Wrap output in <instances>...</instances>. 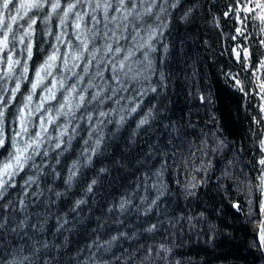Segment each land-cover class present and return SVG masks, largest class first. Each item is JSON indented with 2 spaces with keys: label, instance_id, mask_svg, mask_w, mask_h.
<instances>
[{
  "label": "trees",
  "instance_id": "1",
  "mask_svg": "<svg viewBox=\"0 0 264 264\" xmlns=\"http://www.w3.org/2000/svg\"><path fill=\"white\" fill-rule=\"evenodd\" d=\"M22 2L25 0H14V6L5 10L4 0H0V18L5 23H11L8 17L17 16L19 9L18 18L12 23L17 39L13 41L15 47L11 55L21 64L15 66L11 78L3 76L6 66L0 64V94L7 98L15 83L21 84L9 104L8 134L18 130L14 122L16 110L27 103L26 97L31 91L29 81L35 78L34 69L54 48L59 49L57 55L71 49L66 57L71 71L57 60L53 75L45 80V85L51 86L63 78L65 88L75 83L82 89L91 81L96 87L89 88L88 92L93 93L107 86L109 76L95 61L89 72L82 71L85 60L91 59V45L84 59L72 60V54L78 51L75 46L80 43L77 32L82 38L85 34L91 37L87 29L94 28V24L88 22L87 17L77 30L74 13L61 25L63 12L59 9L53 12L50 4L45 3L43 8L29 10L25 15V9L20 8ZM157 2L164 3V0ZM255 4V0H179V3L169 0L164 3L167 11L160 14V21L155 17L147 20L151 28L158 24L160 27L155 37L156 51L150 56L156 73L145 71L144 75L150 79L145 81L141 77L136 85L146 91L145 95L133 100L130 93L122 92L119 95L126 98L119 103L106 101L97 105L94 101L77 109L76 94L70 95L62 88L56 91V100L44 104L55 116L63 95L68 97L71 110L64 109L69 114L61 115L55 124L46 125L48 131L42 133L44 143L40 151L47 149L49 156L42 165V158H35L41 172L37 173L35 168L21 172L13 180L14 187L6 193L14 202L17 196L31 201L26 213L16 214V221L28 215V222L35 224V214L43 217L39 231L28 229L39 251L34 256L17 251L14 253L17 262L28 255L34 264H42V260L50 264H70V258L80 250H84V256L89 254L86 246L97 236L103 241L117 235L118 231L129 235L135 231L138 233L135 240L121 239L112 251L120 255L121 250L131 251L138 244H164L170 249L165 264H264L258 237L259 205L263 198L259 184L260 177L264 176V166L259 163L264 159V90L260 88L264 82V69L260 67V61H264V43H261L264 21L259 19L262 12ZM61 8H66L65 0H61ZM74 11L83 13L91 9L85 3ZM32 20L36 21L32 32L25 35ZM95 27L103 30V25ZM148 31L150 29L141 28V35L146 37ZM61 32L65 35L58 41L56 36ZM9 35L11 37L12 33ZM69 40L71 44L67 43ZM103 43L98 40L97 47ZM29 44L31 59L27 57ZM243 49L251 54L246 60ZM136 56L139 57V53ZM73 63L80 67L73 68ZM24 64L29 68L24 73L27 79L21 77ZM97 71H104L105 79L96 76ZM80 76L83 81L78 80ZM43 87L35 90L31 109L46 95ZM150 87L156 91H147ZM141 101L137 113L129 115L130 109ZM150 108L154 117L150 119V126L137 129L139 120ZM99 111L107 115L101 117ZM39 115L32 117L30 132L41 131L36 123ZM89 115L91 120H88ZM121 117H124L123 122ZM65 127L67 131L61 137ZM69 138L70 144L67 143ZM60 139L65 141L61 147L67 151L57 157L61 149L54 146ZM97 140L100 141L98 146ZM11 150L9 145L8 151ZM7 155V151L0 149V159ZM54 158L60 163L56 164ZM74 161L78 162L77 175L69 186L65 180ZM161 164L166 167L158 177L156 173ZM49 165H55L59 177L50 174ZM29 175L38 176V183L25 186L23 181ZM94 179L97 183L88 192ZM49 189L63 195L57 198ZM33 192L35 196L31 195ZM161 192L163 195L157 201L159 207L145 215L147 203ZM145 197L147 200L142 199ZM121 199L131 200L127 210L109 212ZM77 200L87 203L76 207ZM73 208L76 210L72 211ZM154 223L160 225L158 231H144ZM8 240L13 249L18 248V239L10 234ZM104 258L111 256L105 254Z\"/></svg>",
  "mask_w": 264,
  "mask_h": 264
},
{
  "label": "snow or ice",
  "instance_id": "2",
  "mask_svg": "<svg viewBox=\"0 0 264 264\" xmlns=\"http://www.w3.org/2000/svg\"><path fill=\"white\" fill-rule=\"evenodd\" d=\"M179 3V0H176ZM50 4L52 11L56 12L58 9L63 12V18L60 20V24L64 25L70 13H74V24L77 30L81 29V22L85 21L87 17L88 22L94 24V28L87 29L91 32V37L86 34L81 37L80 32L76 34L77 40L80 41L75 47L78 49L77 52L72 54V60L84 59V53L89 51V46L91 45V59L85 60V65L82 69L83 72L87 73L90 70V66L95 61L97 66H102L104 71L109 73L106 78V87H102L100 91L89 93L88 89L96 87L89 81L86 88L78 89L77 84H72L65 88V80H56L55 84L51 86L45 85V80L53 75L52 69L55 66L57 60L61 61V64L66 70L71 71L68 68V61L66 57L69 56V52H65L62 55H57L59 52L58 48H54L51 55L38 67L34 69L35 78L30 80L31 91L26 97L27 103H24L23 107L17 108L15 123L18 124V130L14 131L13 134H8L7 125L9 123L8 117L11 115L9 110V104L15 99V93L20 91L21 84L19 82L15 83V87L8 92L7 98L3 94H0V149L7 151L8 155L0 159V264H34V261L30 259L28 255H25L23 259L19 262L15 259L14 253L20 252H30L33 256L39 251L35 248V241L33 236L28 235V229L31 228L33 232L39 231L42 228L41 220L43 217L40 214L36 215V223L31 224L28 222L29 217L25 215L23 219L16 221L14 217L17 213L27 212L29 203L31 201L21 200L17 196L14 202L8 199L6 193L10 187H14L13 180L21 172H26L29 168H35L37 173L41 172V165L43 164L44 158H48L49 152L47 149L40 151L43 147L44 137L42 133H46L48 128L46 125H52L56 123L61 115H68L69 112L64 111L68 108L71 110V105L68 103V97L62 95V100L58 101L59 108L56 109V115L53 116L50 109L44 108V104L51 100H56V91L59 89H65L70 95L76 94L77 103L75 107L77 109L81 108L85 104L91 105L94 101L97 105L104 104L106 101H114L119 103L120 100L126 97L119 95L122 92H127L131 94V98L135 100L136 97H141L146 94L145 90L138 88L136 85L140 83V78L147 81L150 79L149 76L144 75L145 71L151 70L153 74L156 73V69L153 65V60L150 58L151 54L156 51L155 47V37L158 34V29L160 25L158 24L156 28H151V25L147 24V20H151L155 17L156 21L161 20V13H165L167 9L164 7V3H169V0H164V3H158L157 0H75L74 3L65 0L66 8H61V0H25L20 4L21 9H25V15H27L29 10L41 9L44 4ZM87 4L91 9L90 12H78L74 11L78 5ZM14 6V0H4L2 5L3 9H9V6ZM171 7H175L176 4H170ZM255 7L261 12H264V2H257ZM245 11H252L251 8H245ZM19 15V9H17ZM110 13H112L110 15ZM116 13L120 15L117 16ZM99 14V16L97 15ZM17 16H10L8 19L11 23H5L2 18H0V64L6 66V69L2 71L3 76L11 78L12 73L15 71V66L20 65L21 61L14 59L11 55V50L14 49L15 44L13 41L17 39L12 28V23L18 18ZM23 18V17H19ZM260 20L264 21V15L259 17ZM36 21L32 20L28 24V31L25 35L32 32V24ZM103 25V30L97 29L95 26ZM112 25V27H109ZM141 28L150 29L147 36L141 35ZM239 31V30H238ZM10 33H12L10 37ZM54 35V33H49ZM65 33L61 32L60 35L56 36L58 41H61ZM103 40L104 43L97 47V41ZM124 41V44H121ZM20 42H24V37H20ZM71 44L69 40L67 42ZM264 43V41H261ZM244 52V59L246 60L251 54L248 53L247 49L242 50ZM139 53V57L136 54ZM100 55V59L97 60V55ZM27 57L31 59L32 48L31 44L27 45ZM142 57V59L140 58ZM107 58V59H105ZM138 65V67H134ZM73 68L80 67L79 64L73 63ZM261 69H264V61H260ZM29 70L28 65H22L21 77H24V73ZM104 71H97L96 76L101 79H105ZM76 75V73H73ZM160 79L163 80V73L160 72ZM79 81H83V76L78 78ZM239 84V81H236ZM51 84V82H50ZM115 84L116 87H113ZM44 86L43 90L46 95L43 100L40 101L35 107V109L30 108V102L33 99V94L35 90ZM261 90H264V82L260 84ZM147 91L155 92L156 88L150 87ZM243 91V89H241ZM111 93V95H109ZM140 104L132 107L129 111V115L132 113H137V109L141 107ZM43 109V111H42ZM153 109H148V112L139 120L137 124V129H141L145 125L150 126V119H154L152 116ZM39 113L37 117V124L40 128V132H30L29 125L33 124L32 117ZM98 115L103 117L107 113L99 111ZM81 119H84L82 116ZM92 116H88V120H91ZM124 117H121V122H123ZM67 131V127L60 133L63 137L64 133ZM27 137V139H24ZM71 138L68 142L70 144ZM65 141L60 139L59 142L55 143V149H61L57 153V157L67 151V148L62 149V144ZM87 144V141H85ZM100 141L97 140L96 144L99 145ZM9 145H11V151H8ZM264 147V144H262ZM151 155V154H150ZM41 157V165L36 164V157ZM56 159V164L60 163L58 158ZM260 165L264 166V159L259 161ZM51 173L54 177H59L60 173L55 172V165H49ZM166 167V164H161L160 170L157 171L156 175L159 177L162 170ZM78 162L74 161L72 167L69 169V175L65 180V184L71 185L73 178L77 175ZM104 171V169H101ZM150 178V177H149ZM38 183V176L29 175L27 179L23 181L25 186L34 185ZM97 181L92 180L91 184L88 186L87 191L91 192L93 186L96 185ZM147 184V179L144 181ZM195 187V185H193ZM259 187L264 190V176L260 177ZM53 191L54 195L59 198L63 194L61 192H55L54 189H49ZM27 195V194H26ZM31 195L35 196L36 193L33 192ZM43 195V193H40ZM163 193L161 192L155 199L147 203L144 214L147 215L153 211V208H158L159 205L157 201L160 199ZM147 200V198H142ZM87 203L85 200H77L75 202L76 207ZM251 203V202H250ZM131 204L130 199H121L118 205H114L113 208H109V212L119 211L123 213L127 210V206ZM260 210L264 211V204L259 205ZM76 209L73 208L72 211ZM139 211V207H137ZM122 223V222H120ZM102 228V225H98ZM159 224H151L149 227L144 229L148 233H154L159 230ZM95 231V230H94ZM12 235L14 238L19 240L18 248L13 249L11 247V242L8 240V236ZM138 233L135 231L131 235L127 232H119L117 235H112L107 240H101L99 236L92 241L91 245L86 246L89 254L84 256L83 249L80 250L75 257L70 258V264H165L166 254L170 251L164 244L159 245H140L138 244L133 250H121L120 255H117L112 251L114 244L119 240H135ZM261 241H264V225L261 226ZM47 248L48 245L44 244ZM55 247V245H53ZM105 254H110V259H105ZM12 256V259L9 257ZM42 259V258H41ZM42 264H50V261L42 260Z\"/></svg>",
  "mask_w": 264,
  "mask_h": 264
},
{
  "label": "bare ground",
  "instance_id": "3",
  "mask_svg": "<svg viewBox=\"0 0 264 264\" xmlns=\"http://www.w3.org/2000/svg\"><path fill=\"white\" fill-rule=\"evenodd\" d=\"M260 2H264V0H261ZM263 204H264V192H263ZM262 225H264V211H262V224H261V226ZM260 235H261V230H260ZM261 243H262V246L264 247V241H261Z\"/></svg>",
  "mask_w": 264,
  "mask_h": 264
},
{
  "label": "water",
  "instance_id": "4",
  "mask_svg": "<svg viewBox=\"0 0 264 264\" xmlns=\"http://www.w3.org/2000/svg\"><path fill=\"white\" fill-rule=\"evenodd\" d=\"M261 222H260V225H259V234H258V237H259V242L261 244V247H262V250H263V253H264V247L262 246V243H261V240H260V230H261V224H262V212H261Z\"/></svg>",
  "mask_w": 264,
  "mask_h": 264
},
{
  "label": "rangeland",
  "instance_id": "5",
  "mask_svg": "<svg viewBox=\"0 0 264 264\" xmlns=\"http://www.w3.org/2000/svg\"><path fill=\"white\" fill-rule=\"evenodd\" d=\"M255 1L257 3V2H260L261 0H255ZM262 15H264V12H262ZM263 192H264V190H263ZM262 204H263V198H262ZM261 212H262V210H260V219H261ZM260 222H261V220H260Z\"/></svg>",
  "mask_w": 264,
  "mask_h": 264
}]
</instances>
